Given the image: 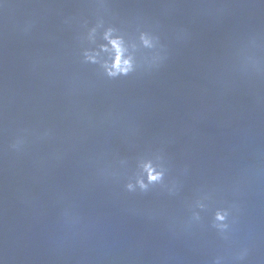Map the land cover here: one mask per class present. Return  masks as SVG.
<instances>
[{
    "label": "water",
    "instance_id": "1",
    "mask_svg": "<svg viewBox=\"0 0 264 264\" xmlns=\"http://www.w3.org/2000/svg\"><path fill=\"white\" fill-rule=\"evenodd\" d=\"M0 264H264V0H0Z\"/></svg>",
    "mask_w": 264,
    "mask_h": 264
},
{
    "label": "clouds",
    "instance_id": "2",
    "mask_svg": "<svg viewBox=\"0 0 264 264\" xmlns=\"http://www.w3.org/2000/svg\"><path fill=\"white\" fill-rule=\"evenodd\" d=\"M101 25L98 24L97 27ZM96 28L91 29V33H95ZM116 30L112 27H108L103 33V39L107 41V44L101 45L103 52L109 53L108 60H105L102 67L109 77L127 76L129 73L136 71L137 64L134 60L133 55L129 52V48L125 43V40L120 35H114ZM140 41L145 48L154 47L153 38L147 33H141ZM99 53H92L89 51L84 52V58L86 61L91 63H98L97 60ZM144 172L147 173L148 183L159 182L163 179V171H157L152 163L145 162L141 165ZM141 189H146L147 184L144 183L143 179L137 180ZM129 190L133 189L132 184L127 185ZM216 219L218 221L225 220V214L221 212L216 213ZM226 227V226H225Z\"/></svg>",
    "mask_w": 264,
    "mask_h": 264
}]
</instances>
